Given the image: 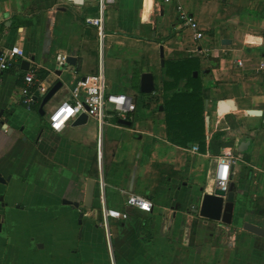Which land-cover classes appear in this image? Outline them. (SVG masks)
<instances>
[{"label": "crops", "instance_id": "crops-1", "mask_svg": "<svg viewBox=\"0 0 264 264\" xmlns=\"http://www.w3.org/2000/svg\"><path fill=\"white\" fill-rule=\"evenodd\" d=\"M224 2L116 0L100 33L85 23L98 15L95 1L76 9L61 0H0V53L19 45L30 67L44 72L49 90L63 82L65 100L48 111L54 96L44 107L48 115L71 98L78 80L101 69L109 93L131 96L135 73L139 86L142 75L152 73L155 92L162 96L143 104L135 97L131 126L112 117L109 106L102 123L89 119L55 133L39 114L41 95L34 93L38 101L26 102L33 90L24 82L25 60L5 74L0 264H264V239L243 229L246 222L264 229V0H226L228 10ZM182 12L199 22L201 41L180 21ZM162 53L164 61L193 54L212 70L202 75L209 87L207 136L220 135L243 164L231 182L237 197L230 226L194 213L192 201L201 188L209 190L225 148L219 156L194 154L169 142L165 114L159 111ZM58 54L77 59L60 77ZM247 140L255 143L252 153L239 152ZM89 179L96 182L91 209L84 207ZM127 193L146 197L153 212L129 209L128 220L106 222V208L127 209Z\"/></svg>", "mask_w": 264, "mask_h": 264}, {"label": "built area", "instance_id": "built-area-1", "mask_svg": "<svg viewBox=\"0 0 264 264\" xmlns=\"http://www.w3.org/2000/svg\"><path fill=\"white\" fill-rule=\"evenodd\" d=\"M89 1H95L98 4V15L96 17H87L85 23L88 26L96 27L102 33L106 10L109 6L115 4L116 0H61L62 4L76 9L83 8ZM163 1L168 5L178 0ZM179 19L185 27L192 30L195 41H201L204 38L203 30H201L199 22L194 16L182 12L179 14ZM26 59L25 52L19 45L4 49L0 53V83L3 81L5 74L18 61ZM66 59L67 57L63 54L56 56L55 63L57 70L63 71L68 67ZM260 71L264 75V64L261 65ZM39 73V68L30 67L24 76L25 84L33 90V94L26 101L27 103L33 102L34 93L44 98L49 91V88L39 77ZM152 101L157 103L161 101V98H152ZM109 106L112 107V117L128 121L135 119L134 115L137 112V103L134 97L126 94L107 92L106 77L101 69L98 73L86 76L73 85L71 98L56 106L49 113V128L55 133H61L83 114L87 115L89 119H96L99 123H102ZM186 150L194 154L199 153L198 146ZM241 161V157L235 155L233 149L225 148L213 172V189L218 188L228 192L235 175L236 167ZM126 208L125 210L106 208L104 210L106 222L110 219L128 220L130 216L129 209H136L146 214L153 212V204L146 197L138 194H128Z\"/></svg>", "mask_w": 264, "mask_h": 264}, {"label": "trees", "instance_id": "trees-1", "mask_svg": "<svg viewBox=\"0 0 264 264\" xmlns=\"http://www.w3.org/2000/svg\"><path fill=\"white\" fill-rule=\"evenodd\" d=\"M241 12L257 14L246 10ZM163 70V102L159 107H164L169 142L185 149H191L197 144L200 153L219 156L229 145L220 139V135L211 138L207 136L205 100L209 87L202 75L212 70L204 69L200 58L193 54L165 61ZM195 72H198V77L194 76ZM39 77L44 78V72L41 71ZM139 78L135 73L133 87L137 90L140 88Z\"/></svg>", "mask_w": 264, "mask_h": 264}, {"label": "water", "instance_id": "water-1", "mask_svg": "<svg viewBox=\"0 0 264 264\" xmlns=\"http://www.w3.org/2000/svg\"><path fill=\"white\" fill-rule=\"evenodd\" d=\"M162 65H165L164 56L162 53ZM34 61V59H33ZM68 65L75 66L77 59L74 57H67L66 59ZM30 61H23L21 69L23 71H28L30 68ZM209 73V71H207ZM62 75V71H58L57 76L60 77ZM198 72H195L194 76L198 77ZM63 88V82L57 81L45 95V97L41 101V105L39 108V114L41 116H45L44 107L49 103V101L57 94L59 90ZM140 92L142 94H152L155 92V81L152 73H145L141 77L140 83ZM35 101H38V97H34ZM160 112H164V107H159ZM89 118L87 115H81L74 123V126H81L88 122ZM119 123L125 126H131L132 122L124 119H119ZM7 127V125H6ZM252 144L251 140L242 141L238 146V151L241 153H246ZM85 180V179H83ZM0 182H4L3 179H0ZM86 196H85V204L84 207L87 209H91L93 207V201L96 190V182L89 179L86 181ZM236 197H237V187L235 183H231L230 189L228 192L220 190L218 188L213 189V191L208 192L204 188L200 189V196L197 199H193L192 202H195L196 209H194V213L198 215L202 219H206L211 222L222 223L224 225L230 226L234 221V213L236 207ZM65 204H72L71 202L64 201ZM74 207H79L78 203H73ZM83 217V214L81 215ZM243 229L255 236L264 239V229L254 225L252 223L246 222L243 225Z\"/></svg>", "mask_w": 264, "mask_h": 264}, {"label": "rangeland", "instance_id": "rangeland-1", "mask_svg": "<svg viewBox=\"0 0 264 264\" xmlns=\"http://www.w3.org/2000/svg\"><path fill=\"white\" fill-rule=\"evenodd\" d=\"M223 1H225L224 3L226 4V8H227V10L229 9V6L227 5V3H226V0H223ZM107 61V60H106ZM135 94H132L131 96L132 97H136V98H138V101H139V103L140 104H143L144 102H146V100H148V99H150L151 100V98H157V97H160L161 99H162V96L161 95H157L158 93H157V91L154 93V95H157V96H154L153 94H142V93H140V91L139 90H137V89H135ZM64 90L63 89H61L56 95H55V97L52 99V101L48 104V106H47V110L49 111L50 110V107L51 106H55V105H57L58 103H60V102H62L63 100H65V97H64ZM153 95V96H152ZM38 97H40V95H37ZM48 111H47V113H46V115L45 116H42V120H43V123L45 124L46 123V119H48ZM157 111V110H156ZM158 112V111H157ZM212 110H211V112H210V115L212 116ZM254 147H255V143H252L251 144V146H250V148H249V150L247 151V153L249 152V153H252V151H253V149H254ZM233 152H234V154L235 155H237L236 154V152H235V150H233ZM243 167V164L242 163H239L238 164V166H237V168L238 169H241ZM208 172V170L206 171V173Z\"/></svg>", "mask_w": 264, "mask_h": 264}, {"label": "bare ground", "instance_id": "bare-ground-1", "mask_svg": "<svg viewBox=\"0 0 264 264\" xmlns=\"http://www.w3.org/2000/svg\"><path fill=\"white\" fill-rule=\"evenodd\" d=\"M213 181L210 179V188H209V190L208 191H213Z\"/></svg>", "mask_w": 264, "mask_h": 264}]
</instances>
